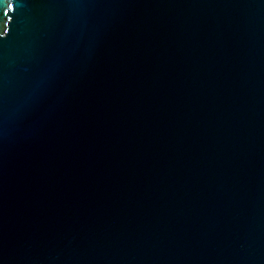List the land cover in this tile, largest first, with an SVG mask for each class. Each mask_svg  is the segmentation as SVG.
I'll return each mask as SVG.
<instances>
[{
    "label": "water",
    "instance_id": "water-1",
    "mask_svg": "<svg viewBox=\"0 0 264 264\" xmlns=\"http://www.w3.org/2000/svg\"><path fill=\"white\" fill-rule=\"evenodd\" d=\"M0 33V264H264V0H0Z\"/></svg>",
    "mask_w": 264,
    "mask_h": 264
},
{
    "label": "snow or ice",
    "instance_id": "snow-or-ice-1",
    "mask_svg": "<svg viewBox=\"0 0 264 264\" xmlns=\"http://www.w3.org/2000/svg\"><path fill=\"white\" fill-rule=\"evenodd\" d=\"M7 7L13 8V3L11 5L7 4ZM4 35V33H0V36Z\"/></svg>",
    "mask_w": 264,
    "mask_h": 264
}]
</instances>
